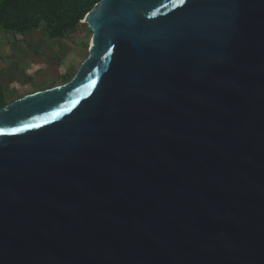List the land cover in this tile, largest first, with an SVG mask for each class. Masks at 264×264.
I'll use <instances>...</instances> for the list:
<instances>
[{
    "label": "water",
    "instance_id": "obj_1",
    "mask_svg": "<svg viewBox=\"0 0 264 264\" xmlns=\"http://www.w3.org/2000/svg\"><path fill=\"white\" fill-rule=\"evenodd\" d=\"M64 84L0 108V264H264V0H99Z\"/></svg>",
    "mask_w": 264,
    "mask_h": 264
},
{
    "label": "rangeland",
    "instance_id": "obj_2",
    "mask_svg": "<svg viewBox=\"0 0 264 264\" xmlns=\"http://www.w3.org/2000/svg\"><path fill=\"white\" fill-rule=\"evenodd\" d=\"M91 36L84 18L53 39L44 26L26 32L0 27V84L6 102L69 81L88 55Z\"/></svg>",
    "mask_w": 264,
    "mask_h": 264
},
{
    "label": "trees",
    "instance_id": "obj_3",
    "mask_svg": "<svg viewBox=\"0 0 264 264\" xmlns=\"http://www.w3.org/2000/svg\"><path fill=\"white\" fill-rule=\"evenodd\" d=\"M99 0H0V27L26 32L44 26L46 36L58 38L74 26ZM0 84V108L6 105Z\"/></svg>",
    "mask_w": 264,
    "mask_h": 264
},
{
    "label": "crops",
    "instance_id": "obj_4",
    "mask_svg": "<svg viewBox=\"0 0 264 264\" xmlns=\"http://www.w3.org/2000/svg\"><path fill=\"white\" fill-rule=\"evenodd\" d=\"M59 52V51H58ZM45 54V53H44ZM53 57L55 58V54H53ZM59 86V85H58ZM54 87H56V86H54ZM50 88H53V87H50ZM46 89H49V88H46ZM43 90H45V89H43ZM37 91H41V90H37ZM37 91H34V92H37ZM34 92H32V93H34ZM29 94H31V93H29ZM26 95H28V94H26ZM25 96V95H24ZM23 97V96H22Z\"/></svg>",
    "mask_w": 264,
    "mask_h": 264
},
{
    "label": "bare ground",
    "instance_id": "obj_5",
    "mask_svg": "<svg viewBox=\"0 0 264 264\" xmlns=\"http://www.w3.org/2000/svg\"><path fill=\"white\" fill-rule=\"evenodd\" d=\"M90 45H91V43H90Z\"/></svg>",
    "mask_w": 264,
    "mask_h": 264
}]
</instances>
